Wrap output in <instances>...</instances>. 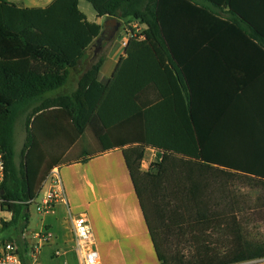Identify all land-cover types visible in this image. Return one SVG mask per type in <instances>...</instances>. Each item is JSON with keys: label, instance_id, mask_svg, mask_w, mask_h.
I'll use <instances>...</instances> for the list:
<instances>
[{"label": "trees", "instance_id": "obj_1", "mask_svg": "<svg viewBox=\"0 0 264 264\" xmlns=\"http://www.w3.org/2000/svg\"><path fill=\"white\" fill-rule=\"evenodd\" d=\"M80 1L54 0L47 7L24 8L0 0V152L5 163L0 207L11 214L9 221L1 220V231L28 228L30 202L52 169L61 168L69 151L95 128L98 117L108 127V135L99 137L103 149L85 151L79 161L123 150L161 264H243L264 259V241L248 239L228 182L229 170L264 181V0H84L100 18L145 27L130 38L112 90L97 81L105 55L89 53L103 27L89 21ZM181 33L239 36L230 51L238 54H231L234 62L226 63L254 62L258 126L254 143L251 140L253 163L247 162V154L237 158L220 153L216 144L223 135L217 130L206 146L210 130H201L195 120L196 94L193 84H186L187 58L175 45L174 37ZM152 70L176 74L173 84H137ZM75 77L76 90L60 94ZM150 85L164 101L147 107L140 94ZM113 111L122 121L117 126L125 131L121 139L114 138L109 127L113 122L106 118ZM19 120H24L27 137L18 156ZM151 147L162 152L145 171L142 164ZM173 236L188 237L195 254L172 256ZM3 242L0 238V245ZM17 246L23 264H29L27 244L18 240Z\"/></svg>", "mask_w": 264, "mask_h": 264}, {"label": "crops", "instance_id": "obj_2", "mask_svg": "<svg viewBox=\"0 0 264 264\" xmlns=\"http://www.w3.org/2000/svg\"><path fill=\"white\" fill-rule=\"evenodd\" d=\"M8 1L24 8H33L47 7L54 0ZM79 7L89 21L104 28L107 18L98 17L92 4L82 0ZM131 25L128 27L122 24L120 30L123 28L125 35L117 38V34L113 42L109 44L105 52L104 63L97 76L98 83L105 86L109 85L111 90L119 63L127 57L125 49L130 38L141 34L145 29L138 23ZM174 39L179 53L183 55V58H187L186 64L190 80L187 78L186 84H193L195 90V120L197 118L201 130H210L207 133L206 146L209 144V139L213 138V131L217 130L219 131L217 134L223 135L218 138L216 144L220 153L238 155L237 158L247 154V162L253 163L255 158L251 140L254 143L258 126L255 107L257 78L254 72L256 66L254 62L244 63L245 65L226 63V61L234 62V57L231 54H238L230 51L234 48V42L239 39V36L212 34L206 37L202 34L181 33L176 35ZM205 39H209L212 43L206 42ZM225 42H229L230 45H225ZM245 71L247 72L244 73ZM175 77L176 74H172V72L167 75L155 73L152 70V72L149 71L148 74L139 78L137 84H173L172 79ZM77 84L78 77L73 82L70 81L60 91V94L74 92ZM121 84H124V80ZM233 86L237 88L235 89ZM168 95L169 98H172V90L169 91ZM140 98L147 107L164 101L162 94L155 85L148 86L140 94ZM112 101L115 105L117 99H112ZM169 105L171 107V110L169 108V116L172 121V100ZM190 115L194 116V110L193 112L190 111ZM118 117L120 115L115 111L112 115L106 116L108 120L113 122L109 127L112 128L111 131H113L115 139L125 137L123 128L117 126L119 120L122 122ZM107 128L97 117L95 128L89 129L90 152L99 153L102 151L99 137L108 135ZM240 136L247 137V139L239 141ZM246 144H248L247 149L245 148ZM76 146L65 156V163L61 167L62 175H67L70 169L74 171L71 174V181L68 180L70 186L67 188L64 184L67 202L57 204L52 214L41 213L44 219L42 229L39 232L31 231L30 224L23 232L22 237L27 244L30 264H80L75 252L68 216L69 210L74 214L86 213L88 215L100 264H161L130 177L123 150L105 151L101 155L82 162L79 161L80 157L69 158ZM161 152L152 147L148 148L147 154L151 153V155L150 158H145L142 164L143 170L147 171ZM229 172L235 171L229 170ZM239 174L246 175L244 173ZM83 200L87 203L85 205L87 211L74 212V209L81 206H75V204ZM9 215L10 220L11 214ZM44 231L50 232L52 237L37 248V235ZM56 252H60V255H57ZM243 264H264V259Z\"/></svg>", "mask_w": 264, "mask_h": 264}, {"label": "rangeland", "instance_id": "obj_3", "mask_svg": "<svg viewBox=\"0 0 264 264\" xmlns=\"http://www.w3.org/2000/svg\"><path fill=\"white\" fill-rule=\"evenodd\" d=\"M124 32L125 30L122 28L118 33L117 38H119V36L121 35L124 36ZM111 42L104 43L103 51H101L99 54L105 55V52ZM95 49L96 48L92 46V49H90L89 53L93 54L95 52ZM75 78H73L71 82H73ZM26 137L27 133L24 126V120H19L15 128V151L18 156L24 147ZM89 149L90 147L88 130L83 140L77 144L75 150H73L71 155H69V158L74 159L75 157H80L83 152H90L91 150ZM150 155L151 153H148L146 158H150ZM44 166L45 165H43L42 167ZM68 172L67 175H62L63 182H65L64 184L67 186V188L68 186H70V184H68V180L71 181V174L74 171L70 169ZM228 182L231 194L236 197L238 220L241 222V225L243 226L248 239L254 242L264 241V181L243 174L229 172ZM216 191H218V189ZM214 194L217 197H221L218 192ZM41 196H43V194ZM78 203H76L75 206H81H78L76 209H74V212L78 213L81 211H87V208L85 206L87 205V203L85 200L79 201ZM30 212L32 214V219L29 228L31 229V231H35L37 233L42 229V221L44 219V216L37 211L36 204H33L31 206ZM9 218L10 215L8 213H3L0 207V222L1 220L7 221L9 220ZM22 235L23 232L21 231V228H18L17 230L10 229L8 231L2 232L0 224V238L5 240V242L3 243L9 242L17 246V241L19 240L24 244L25 242ZM10 239H12V241ZM169 248H171L169 251L172 256H185L187 258H190L196 252L195 247L188 240V237L180 238L179 236H173L171 246Z\"/></svg>", "mask_w": 264, "mask_h": 264}, {"label": "built area", "instance_id": "obj_4", "mask_svg": "<svg viewBox=\"0 0 264 264\" xmlns=\"http://www.w3.org/2000/svg\"><path fill=\"white\" fill-rule=\"evenodd\" d=\"M5 178V163L0 152V185ZM43 194V196H41ZM40 199V200H39ZM39 200V201H38ZM66 203L67 196L61 174V168L55 167L50 172L47 180L43 184L36 200L30 202L37 205V211L42 214H52L56 205ZM75 252L80 264H100L99 253L96 248L94 235L88 215L86 213L74 214L69 210L68 213ZM52 237L48 231L37 235L38 246L47 242ZM60 255V252H56ZM0 264H23L19 249L13 243H3L0 245Z\"/></svg>", "mask_w": 264, "mask_h": 264}, {"label": "water", "instance_id": "obj_5", "mask_svg": "<svg viewBox=\"0 0 264 264\" xmlns=\"http://www.w3.org/2000/svg\"><path fill=\"white\" fill-rule=\"evenodd\" d=\"M121 26V22L116 18L106 20L101 36L95 44V56L102 51L104 43L111 42L116 38Z\"/></svg>", "mask_w": 264, "mask_h": 264}]
</instances>
